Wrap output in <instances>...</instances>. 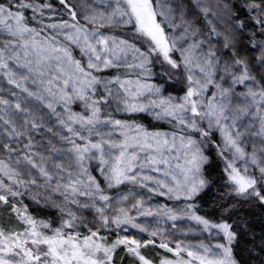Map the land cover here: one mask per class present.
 Masks as SVG:
<instances>
[{"label": "snow or ice", "instance_id": "snow-or-ice-1", "mask_svg": "<svg viewBox=\"0 0 264 264\" xmlns=\"http://www.w3.org/2000/svg\"><path fill=\"white\" fill-rule=\"evenodd\" d=\"M0 264H264V0H0Z\"/></svg>", "mask_w": 264, "mask_h": 264}]
</instances>
